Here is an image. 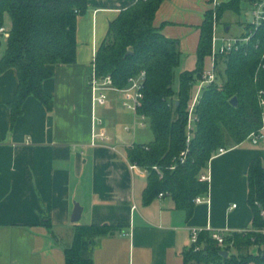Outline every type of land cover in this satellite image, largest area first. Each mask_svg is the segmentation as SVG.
I'll return each instance as SVG.
<instances>
[{
    "label": "crops",
    "instance_id": "1",
    "mask_svg": "<svg viewBox=\"0 0 264 264\" xmlns=\"http://www.w3.org/2000/svg\"><path fill=\"white\" fill-rule=\"evenodd\" d=\"M136 1L88 0L87 11L78 16L76 62L49 65L52 77L44 89L52 98L51 111L29 96L12 128L9 103L18 74L14 68L0 73V264H66L76 202L83 207L77 223L120 229L97 239L94 264H185L182 252L191 246L193 228L226 233L253 229L247 174L254 158L264 161V137L256 144L247 139L211 158L209 191L192 216L169 195L144 205L149 173L138 165L131 168L126 149L145 142L125 134L131 115L120 105V93L111 92L107 104L97 109L103 120L98 131L111 141L92 145L88 76L93 51L107 38L110 23ZM247 4L252 6V0ZM210 10L212 0H166L156 14L155 25L179 40L182 71L196 68L200 26ZM228 11L217 26L227 34ZM248 23L237 35L245 33ZM6 47L7 39L0 40V59ZM44 220H50L51 228Z\"/></svg>",
    "mask_w": 264,
    "mask_h": 264
},
{
    "label": "trees",
    "instance_id": "2",
    "mask_svg": "<svg viewBox=\"0 0 264 264\" xmlns=\"http://www.w3.org/2000/svg\"><path fill=\"white\" fill-rule=\"evenodd\" d=\"M164 1L137 0L121 11L110 23L107 38L98 48L96 64L98 74L111 75L118 88L127 87L130 77L145 72L139 113L148 117L154 139L135 143L126 153L132 164L149 173L142 194L144 205L163 193L174 199L178 209L192 216L196 197L208 194L209 182L201 180L200 175L213 155L221 147L241 144L264 126V108L260 103V98H264V21L247 43L220 57L219 65L225 63L224 73L204 88L195 111L198 119L194 136L188 142V109L194 85L212 52L214 12L219 21L227 10L240 12L242 0L222 3L205 14L196 68L180 72L177 90L175 71L182 55L179 40L166 36L155 25ZM87 9L88 0H0V26L5 25L8 16L11 31L0 59V73L14 68L19 81L9 103L12 128L23 114L29 96L52 110V98L44 89V82L52 77L49 65L76 62L78 16ZM128 51L132 54L127 55ZM235 96L237 106L231 103ZM186 148H189L187 158L181 163L180 154ZM247 178L253 229L233 232L226 237L224 247L208 231L201 232L202 248L195 250L191 245L184 250L185 264H264L262 158L251 161ZM42 223L51 228L50 220ZM119 230L108 223H76L72 243L64 250L66 264H94L92 254L97 239ZM233 248L236 253L231 252ZM222 250L229 251V256L222 255Z\"/></svg>",
    "mask_w": 264,
    "mask_h": 264
},
{
    "label": "built area",
    "instance_id": "3",
    "mask_svg": "<svg viewBox=\"0 0 264 264\" xmlns=\"http://www.w3.org/2000/svg\"><path fill=\"white\" fill-rule=\"evenodd\" d=\"M213 10L215 11L216 8L220 5L218 0H212ZM252 12L249 24L253 26V29L250 34L247 36H237L233 38L223 37L222 39L219 38L217 35V26H218V19L217 14L214 12V31H213V39H212V52H211V59H212V67L211 69H206L203 71L202 75L199 79V86L196 92V95L192 98V101L189 104V116H188V124H187V131H188V142H190L191 138L194 136L196 123H197V115H196V107L201 99L202 92L204 88L217 80V71L219 65V59L221 56L229 53L232 50L238 49L241 45L247 43L251 36L255 33L258 27L264 21V0H252ZM11 35V31L5 25L0 26V40L8 39ZM219 40L222 41L221 45L218 47ZM97 53L98 50L95 48L93 51V59L91 63V71L88 76V82L92 89V103H93V135H92V145H97V143H107L111 141V137L104 133H99L98 126L103 123V120L97 115V109L102 106L106 105L109 101V95L111 92H117L122 95L121 104L122 106L129 112H132L134 115L137 116V122L140 127H145L146 122L149 121L148 117L143 114L139 113V109L143 104L144 99V80H145V72L140 73L137 76L130 77L129 84L125 88H118L114 85V81L111 75H107L105 77H101L98 74L97 70ZM260 103L264 108V98H260ZM264 126L258 130L257 132H253L250 134L248 139L256 144L264 137ZM135 129L130 125H125L124 130L126 132ZM133 145V144H132ZM131 145V146H132ZM189 148L183 150L180 154V161L184 163L187 158ZM226 151V148L221 147L219 150L213 155L221 154ZM136 164H132L131 168H135ZM158 169L157 167H155ZM172 169L175 166L171 167ZM200 179L203 181H210V172L204 171L200 175ZM164 196L163 193L160 194V197ZM205 195L198 196L195 199V202H203L205 201ZM235 206V205H234ZM262 215H264V210H262ZM203 231H208L212 238L215 239L219 245L222 247L225 246V239L227 236L231 235L232 233H226L223 230H215L211 227L206 228H193L190 234V241L191 245H194L195 250H200L202 245L199 243V236L200 233ZM262 233L264 234V229H262Z\"/></svg>",
    "mask_w": 264,
    "mask_h": 264
},
{
    "label": "rangeland",
    "instance_id": "4",
    "mask_svg": "<svg viewBox=\"0 0 264 264\" xmlns=\"http://www.w3.org/2000/svg\"><path fill=\"white\" fill-rule=\"evenodd\" d=\"M241 8L242 9L240 10L239 13L233 12V11H228L226 13L225 19L227 20V22L230 23L231 31L229 34H227L226 32L223 33L224 31L220 32L219 28H217V35L219 36L220 39H222L223 37L233 38V37L240 36L237 34L244 30L245 24L250 21L251 12L253 10L252 6L247 4V0H242ZM6 19H5V26L9 27L10 26V18L7 17ZM252 29H253V26H251V24L248 23L247 27H246V31L243 34V36H247L248 34H250ZM221 43H222V41L219 40L218 47L221 45ZM211 67H212V59H211V55H210V56H207L205 59V70L211 69ZM218 67H219V71H217V77L220 78V75L222 73H224L225 63L222 62ZM182 70H183V65L176 68V71H175L176 78H175L174 88L176 90L179 88V74ZM198 86H199V81L194 85V88L192 91V98L196 95V92L198 90ZM121 99H122V95L120 94V101H121ZM120 105H122V104H120ZM122 108L129 115H131L130 120L128 121V123L126 125H130L132 127H135V129H132L131 131L125 133L126 135H128V138L132 139V140L136 139L137 141H140V142L152 141L154 139V134H153V131L151 129L149 121L146 122L145 127H140L139 124L136 123L137 122V116L134 115L132 112L127 111L123 106H122ZM251 250L254 251L255 249L252 248ZM231 252L236 253V249L235 248L231 249Z\"/></svg>",
    "mask_w": 264,
    "mask_h": 264
},
{
    "label": "water",
    "instance_id": "5",
    "mask_svg": "<svg viewBox=\"0 0 264 264\" xmlns=\"http://www.w3.org/2000/svg\"><path fill=\"white\" fill-rule=\"evenodd\" d=\"M129 54H132V51H128L127 55H129ZM231 103L234 106H237L238 105V98L236 96L233 97L231 99ZM82 212H83V207L80 205V203L76 202L75 206H74V210H73L72 216H71V221L74 222V223L79 222L80 219H81V216H82ZM221 254L224 255L225 257H228L229 256V251L222 250Z\"/></svg>",
    "mask_w": 264,
    "mask_h": 264
}]
</instances>
